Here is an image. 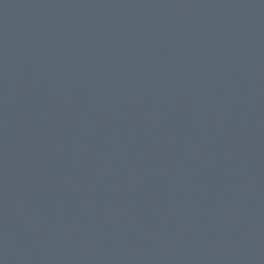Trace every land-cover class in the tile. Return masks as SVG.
I'll return each instance as SVG.
<instances>
[{"label":"water","instance_id":"1","mask_svg":"<svg viewBox=\"0 0 264 264\" xmlns=\"http://www.w3.org/2000/svg\"><path fill=\"white\" fill-rule=\"evenodd\" d=\"M0 264H264V0H0Z\"/></svg>","mask_w":264,"mask_h":264}]
</instances>
